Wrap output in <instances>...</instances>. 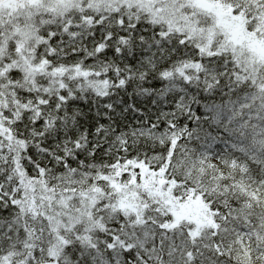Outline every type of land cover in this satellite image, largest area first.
I'll list each match as a JSON object with an SVG mask.
<instances>
[{
	"label": "snow or ice",
	"instance_id": "6c2138e0",
	"mask_svg": "<svg viewBox=\"0 0 264 264\" xmlns=\"http://www.w3.org/2000/svg\"><path fill=\"white\" fill-rule=\"evenodd\" d=\"M0 264H264V0H0Z\"/></svg>",
	"mask_w": 264,
	"mask_h": 264
}]
</instances>
